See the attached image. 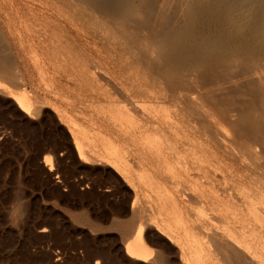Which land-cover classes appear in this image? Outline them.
Returning <instances> with one entry per match:
<instances>
[{"label": "rangeland", "instance_id": "374dc122", "mask_svg": "<svg viewBox=\"0 0 264 264\" xmlns=\"http://www.w3.org/2000/svg\"><path fill=\"white\" fill-rule=\"evenodd\" d=\"M10 2L0 0V66L13 78L0 73V264H189L190 246L168 230L166 221L173 217L168 192L177 196L190 236L204 249L205 263L233 264L231 248H217L222 240L218 235L231 225V217L210 214V199L242 197L247 181L237 185L231 167L207 174L192 170L189 177L181 172L174 178L159 168L140 177L132 155L130 168L116 165L96 133L110 134L116 146L122 144L111 117L116 101H109L122 99L116 90L120 77L104 70L102 43L94 30L71 15L82 11L80 3L73 0L75 6L56 12L54 21L43 15L38 0ZM99 16L104 17L91 16L92 22ZM47 21L54 31L46 34ZM50 36L61 41L53 43ZM18 92L35 102L31 114L13 99L11 94ZM74 135L84 141L83 156ZM249 159L238 165L244 175L260 160ZM157 179L161 184L152 185ZM203 189L206 203L198 197ZM140 228L147 246L144 260L132 258L125 249L128 239L137 240Z\"/></svg>", "mask_w": 264, "mask_h": 264}, {"label": "bare ground", "instance_id": "6f19581e", "mask_svg": "<svg viewBox=\"0 0 264 264\" xmlns=\"http://www.w3.org/2000/svg\"><path fill=\"white\" fill-rule=\"evenodd\" d=\"M76 1L82 11L71 15L82 27L94 30L95 38L102 43L104 70H113L120 77L116 90L122 99L109 101H116L111 117L121 132L122 144L116 146L110 134L96 133L104 140L114 163L128 169L132 162L128 158L134 156L140 177L156 168L174 178L181 172L189 177L192 170L207 174L221 166L235 169L234 182L238 185L247 181L241 189L242 197L235 195L227 200L211 195L210 199V214L231 217V225L218 235L222 240L217 248L230 247L233 264H264V0ZM38 2L43 15L54 21L56 12L74 5L73 0ZM102 14L104 17L92 22L91 16ZM44 26L46 34L54 31L48 21ZM55 41L61 40L53 36L51 42ZM3 67L0 73L9 80L11 71L10 75ZM224 91L227 93L222 97ZM11 95L23 112L32 113L35 102L25 92ZM227 122L231 136L230 127L224 131ZM74 144L83 156L85 144L81 136L74 135ZM245 155L251 158L249 162L260 159L253 162L260 173L252 166L248 175L240 172L238 165L246 160ZM151 184L161 182L157 179ZM194 187L200 190V182ZM206 191L198 195L205 203L209 201ZM166 196L173 208L172 219L166 221L168 230L184 239L193 251L186 261L206 264L204 249L196 237L190 236L177 196L170 192ZM179 227L185 231L183 234ZM142 237L140 228L137 240L128 239L125 244L132 258L146 257Z\"/></svg>", "mask_w": 264, "mask_h": 264}]
</instances>
